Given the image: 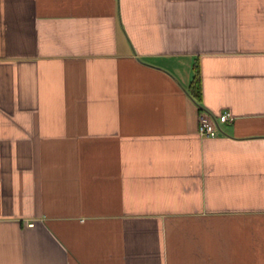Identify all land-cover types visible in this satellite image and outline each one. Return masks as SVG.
<instances>
[{
	"label": "crops",
	"instance_id": "0c3cea01",
	"mask_svg": "<svg viewBox=\"0 0 264 264\" xmlns=\"http://www.w3.org/2000/svg\"><path fill=\"white\" fill-rule=\"evenodd\" d=\"M0 264H264V0H0Z\"/></svg>",
	"mask_w": 264,
	"mask_h": 264
},
{
	"label": "built area",
	"instance_id": "2783aa9c",
	"mask_svg": "<svg viewBox=\"0 0 264 264\" xmlns=\"http://www.w3.org/2000/svg\"><path fill=\"white\" fill-rule=\"evenodd\" d=\"M197 135L203 139H211L217 136V130L220 124L232 122V116L228 111H222L214 115L208 111L202 110L198 115ZM31 226V224H29Z\"/></svg>",
	"mask_w": 264,
	"mask_h": 264
},
{
	"label": "trees",
	"instance_id": "16d2710c",
	"mask_svg": "<svg viewBox=\"0 0 264 264\" xmlns=\"http://www.w3.org/2000/svg\"><path fill=\"white\" fill-rule=\"evenodd\" d=\"M193 82L189 88V93L192 96V98L195 100V102L197 104L200 103L201 101V97H200V93H199V83H198V78L196 77V75L193 78Z\"/></svg>",
	"mask_w": 264,
	"mask_h": 264
}]
</instances>
